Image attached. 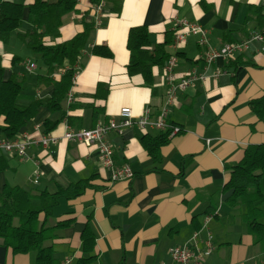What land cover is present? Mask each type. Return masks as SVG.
I'll return each mask as SVG.
<instances>
[{"label":"crops","instance_id":"1","mask_svg":"<svg viewBox=\"0 0 264 264\" xmlns=\"http://www.w3.org/2000/svg\"><path fill=\"white\" fill-rule=\"evenodd\" d=\"M1 1L28 7L35 0ZM103 1V23L90 33L82 53L73 101L66 98L57 112L40 108L23 130L32 137L39 136L37 127L44 132L46 121L57 122L48 134L62 136L66 122L72 129H90L116 118L124 107L131 108L135 117L142 116L147 107L158 111L167 92L163 67L154 68L153 87H148L141 75H129L127 40L131 28L146 26L153 47L172 35L175 18L187 19L200 24L208 32L209 45L217 49L245 40L264 24V0H121L120 13L115 12L113 0ZM92 7L90 0H77V10L65 17L60 37L48 41L59 44L81 33L85 23H93ZM259 7L263 19L254 12ZM27 17L26 9L24 23L14 37L11 35L7 43L0 41L3 78L15 74L25 79L24 87V62L34 63L30 49L18 37L32 29ZM198 39L190 37L176 52L173 37L167 46L170 55L177 54L178 80L191 70L204 69L198 59L205 48L198 45ZM95 46H107L112 57L96 56ZM217 71L222 72L218 80L208 78L178 95L169 121L182 131L160 148L157 160L141 139L146 135L156 138L162 132L130 128L110 136L116 164L131 166L135 174L132 181L111 183L97 153L83 144L61 142L49 150L33 146L25 160L0 152L9 164L0 172V191L8 184L33 195L43 191L55 194L80 181L89 184L76 199L62 198L46 222L48 226L68 223L60 237L48 243L53 245L59 264H67V260L75 264L86 256L81 235L88 224L96 239L93 255L97 259L92 264H172L170 249L187 244L196 232L199 241L208 232L213 237L214 250L202 264H264V241L255 243L242 219L245 208L230 207L227 200L232 190L225 189L227 168L242 159L248 146L264 144V119H258L250 107V102L264 97V52L253 44L235 64L217 60L207 75ZM62 74L58 71L50 78L58 80ZM43 76L36 78L35 95L22 91L26 97L33 96L29 103L52 95L53 86L40 81ZM37 167L41 176L35 184ZM209 215L213 217L205 226ZM34 263V253H14L0 243V264Z\"/></svg>","mask_w":264,"mask_h":264},{"label":"trees","instance_id":"2","mask_svg":"<svg viewBox=\"0 0 264 264\" xmlns=\"http://www.w3.org/2000/svg\"><path fill=\"white\" fill-rule=\"evenodd\" d=\"M101 1L103 0H90L93 5ZM112 2L115 12L120 13L122 1ZM76 7L77 0H35L28 7L0 2V41L7 43L12 33L22 27L27 9V21L32 29L19 33L18 37L28 49L40 56L47 68L46 76L41 77L40 81L53 86L50 97L20 104L18 98L22 94L25 79L12 74L5 80L3 71L0 70V138H15L23 132L42 107L48 108L51 112L62 109L72 86L73 76L82 60V53L87 47L90 33L95 27L93 23H85L81 33L63 43L51 44L48 40H56L60 37L65 17L76 12ZM254 12H258L263 19L260 7L254 8ZM262 28L264 24L257 30ZM173 36L172 33L162 44L152 47L149 39L150 31L146 26L131 28L127 40V49L130 52L127 66L129 75H141L145 84L153 87V70L155 67H164L169 59L167 46ZM93 53L104 58L112 57V52L107 46H95ZM238 58L231 61V64L237 63ZM58 71H62L63 74L58 80H52L51 75ZM250 107L258 119H264V97L250 102ZM56 123L46 121L44 133L52 131ZM169 141L168 132L156 138L146 135L141 139L143 147L156 160L160 148ZM8 168V161L0 157V172ZM227 169L229 181L225 189L232 190L227 203L232 208L239 206L245 208L242 219L255 243H262L264 241V224L261 222L264 217V144L248 146L242 159ZM88 185L86 181H80L67 189L58 190L55 194L43 191L33 195L22 187L6 184L0 191V243L12 249L14 253H34V264H59L54 256L53 245L48 243L58 239L59 232L68 223L59 222L54 226H48L46 222L62 198L76 199L83 194ZM42 217L43 220L40 221ZM81 241L82 252L86 256L75 264H92L97 259V256L93 255L96 239L89 224L82 232Z\"/></svg>","mask_w":264,"mask_h":264},{"label":"built area","instance_id":"3","mask_svg":"<svg viewBox=\"0 0 264 264\" xmlns=\"http://www.w3.org/2000/svg\"><path fill=\"white\" fill-rule=\"evenodd\" d=\"M104 6L105 2L101 1L92 7L95 28L100 27L103 23ZM172 33L174 34L172 48L175 52L183 49L190 37L197 36L199 38L198 45L205 48V50L202 51L198 60L204 63V69L202 72L191 70L178 80L175 73L177 54H171L163 67V78L167 86V92L163 104L156 113L152 111L151 107H147L142 116L135 117L131 108L124 107L116 118H112L108 122H99L90 129H72L66 122L62 136L41 132L40 127H37L36 130L40 131L37 138L32 137L29 132L25 131L19 133L13 139L0 138V152L25 160L29 158L28 150L33 146L49 150L51 146L58 145L61 142L83 144L97 153L101 167L109 173L111 183L132 181L135 174L131 166L129 164H116L114 148L109 140L112 134H122L130 128H139L144 131L154 129L162 133L168 132L170 138L179 134L182 129L169 121V113L180 93L208 78L218 80L222 75L221 71L215 72L213 76H208L207 70L219 59L231 62L248 51L253 44H258L260 51L264 52V28L251 31L245 40L225 43L217 49L209 45L208 32L196 22L175 18ZM25 65L28 72H33L37 68L36 64L32 62H27ZM77 77L76 72L67 94L69 103L73 101V86ZM33 176V182L37 184L41 176L39 167L34 170ZM212 217V215L207 216L205 226ZM198 237L199 232H196L187 244L170 249L172 264H202L204 262L205 258L214 250L213 237L210 232L207 233L203 241H199ZM199 244H202L203 248L198 247ZM66 263H71V260H67Z\"/></svg>","mask_w":264,"mask_h":264},{"label":"rangeland","instance_id":"4","mask_svg":"<svg viewBox=\"0 0 264 264\" xmlns=\"http://www.w3.org/2000/svg\"><path fill=\"white\" fill-rule=\"evenodd\" d=\"M15 33L16 32H14L12 34L13 35L12 37H14ZM15 42L23 50H27V49H25V47L18 40L15 39ZM28 54H30L29 55L30 58L34 61V63L36 64V67H37L33 72H28V71L25 72V70H24L26 78H27V81H26V85H25V87L23 89V92H24V94H27L29 96V95H35V91H36L35 81H36L37 76H43V75L46 74L47 71H46V67L42 63V60H41L39 55L33 53L30 50H28ZM27 62H30V61H25L24 63H27ZM24 67H25V65H24ZM21 69H24V68L21 67ZM23 92L18 98V103H20V104L29 103L30 99H32L33 96L32 97H26V96H24ZM261 222L263 223L264 219ZM260 248L261 247L258 246V249H260Z\"/></svg>","mask_w":264,"mask_h":264}]
</instances>
